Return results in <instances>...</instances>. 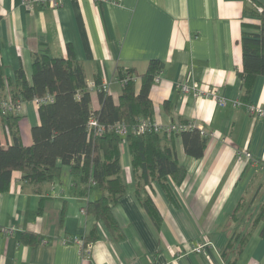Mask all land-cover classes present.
Listing matches in <instances>:
<instances>
[{"label":"crops","instance_id":"obj_1","mask_svg":"<svg viewBox=\"0 0 264 264\" xmlns=\"http://www.w3.org/2000/svg\"><path fill=\"white\" fill-rule=\"evenodd\" d=\"M253 4L264 6V0H60L58 8L32 9L22 0H0V98L9 94L18 68L31 82L32 55L44 49L63 58L71 49L86 80L98 76L115 102L122 90L116 67L140 73L150 59H158L163 68L149 93L150 118L161 125L193 122L209 133L199 158L188 155L180 136H174L186 175L179 185L170 182L174 201L157 182L148 187L161 215L157 226L134 194L128 144L120 143L125 193L112 207L123 234L118 241L84 213L97 193L75 194L68 165L58 161L59 175L38 191L13 171L9 188L0 193V264H228L221 255L228 239L234 231L244 232L264 204V118L237 104L240 41L260 32ZM185 82L189 88L181 91ZM191 82L198 89L215 87L227 104L199 95ZM139 86L136 78V92ZM90 97L91 109H99L98 92L91 90ZM247 105L264 109V75L255 78ZM19 114L21 142L29 146L31 128L40 122L38 106L25 101ZM0 142L10 143L1 125ZM236 207L237 219L231 218ZM94 224L99 238L83 258L72 238L83 237ZM260 225L240 255L231 253L233 264H264ZM23 231L36 232L41 241L22 243ZM203 242H209L203 251H191Z\"/></svg>","mask_w":264,"mask_h":264},{"label":"trees","instance_id":"obj_2","mask_svg":"<svg viewBox=\"0 0 264 264\" xmlns=\"http://www.w3.org/2000/svg\"><path fill=\"white\" fill-rule=\"evenodd\" d=\"M250 7L260 17V32L243 35L240 41L242 66L238 75L242 91L237 102L245 108L255 78L264 75V6L261 12ZM31 66V82L21 67L14 72L8 92L11 100L25 102L49 93L53 95V101L38 106L40 122L31 128L32 143L29 146L21 142L20 114L3 113L0 110V125L10 137L9 144L0 142V193L9 188L13 171L21 172V179L36 186L38 191L41 185L59 175V161L70 168L75 194L87 196L91 190L97 193V197L85 203L84 213L101 221L114 240H121L123 234L114 219L112 207L125 193L119 150L120 143L125 139L131 155L134 194L153 223L156 226L160 224L161 215L148 187L157 182L166 196L174 201L171 183L179 185L186 175L175 155L174 136H180L184 151L195 158L203 155L208 137L201 136L198 129L185 130L170 137L157 132L138 135L130 131L122 137L113 129L97 134L87 129V120L94 114L102 124L120 122L131 127L137 117H151L153 105L149 93L163 63L158 59H150L145 70L140 73L133 68L117 66L116 78L122 85L118 100L115 102L105 90L99 89L100 106L97 110L91 109L84 68L71 49L67 58L53 56L47 49L37 51L32 55ZM2 75L0 67L1 86ZM136 78L140 79L137 92ZM95 82L100 84L98 76ZM237 212L238 207L232 211L231 218H236ZM259 223L258 234L264 238V204L244 232L234 231L231 234L221 253L228 264L235 262L236 256L229 259L232 252H236V255L242 253ZM98 238L96 224L81 237L84 244L93 243ZM40 239V235L33 231H23L20 235L21 242L25 244H35Z\"/></svg>","mask_w":264,"mask_h":264},{"label":"built area","instance_id":"obj_3","mask_svg":"<svg viewBox=\"0 0 264 264\" xmlns=\"http://www.w3.org/2000/svg\"><path fill=\"white\" fill-rule=\"evenodd\" d=\"M97 2H105L108 0H95ZM23 4L26 6L28 9H32L35 6H50L52 8H58L60 5V0H22ZM253 7L256 9L257 12H261L262 6L261 5H256L253 4ZM158 79V75L155 76V80ZM191 85L193 89H196V92L199 95L203 96H211L213 98H216L218 101V104L221 106H225L227 104V101L223 99L222 97L217 96L216 88L211 87L207 89H198L196 88V83L191 82ZM86 87L89 91L91 90H106L107 86L105 84H96L95 81H87L86 80ZM189 88L188 82H185L181 84L180 90L181 91H186ZM37 106L43 103H49L53 101V95L46 93L43 94L40 97H36L32 100ZM22 103L23 102H13L10 98V95H6L3 99H0V110L3 113H20L22 109ZM237 104H239L237 102ZM247 111L251 113L254 116H259L264 118V109L261 107H255L252 105H247ZM87 129L89 131H94L97 134H100L104 132L105 130L108 129H113L116 133L119 135L123 136L127 134V132H133L135 134H144L147 132H157L160 134H165L167 137H170L175 134H179L182 131L185 130H192V129H198L199 133L201 136L207 137L209 133H207L202 126L197 125L193 122H186V123H180V122H172L168 125H161L158 123L156 120L150 117H137L135 123L131 127L125 126L123 123L116 122L111 125H105L99 122L98 118L94 115L91 114L88 117L87 120ZM242 154L245 157H250L251 154L250 152L243 151ZM8 232H11L10 229L7 230ZM72 241L77 244L79 248V252L83 258L89 257L91 253V249L93 246L92 242H88L86 244L83 243V240L81 237H73ZM209 244V242H203V243H197L191 251L193 252H200L203 251L205 246Z\"/></svg>","mask_w":264,"mask_h":264},{"label":"rangeland","instance_id":"obj_4","mask_svg":"<svg viewBox=\"0 0 264 264\" xmlns=\"http://www.w3.org/2000/svg\"><path fill=\"white\" fill-rule=\"evenodd\" d=\"M106 91V90H105ZM98 92V91H97ZM107 92V91H106ZM125 136V135H124ZM123 137V136H122ZM125 140V139H124Z\"/></svg>","mask_w":264,"mask_h":264}]
</instances>
